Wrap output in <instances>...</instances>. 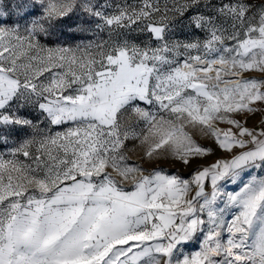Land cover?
Returning a JSON list of instances; mask_svg holds the SVG:
<instances>
[{"label":"snow or ice","instance_id":"obj_1","mask_svg":"<svg viewBox=\"0 0 264 264\" xmlns=\"http://www.w3.org/2000/svg\"><path fill=\"white\" fill-rule=\"evenodd\" d=\"M0 264H264V0H0Z\"/></svg>","mask_w":264,"mask_h":264}]
</instances>
